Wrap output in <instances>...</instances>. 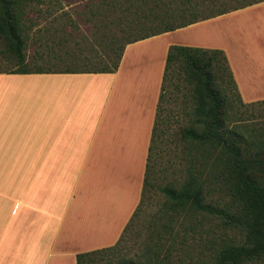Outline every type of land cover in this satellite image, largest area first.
<instances>
[{
    "label": "crops",
    "instance_id": "1",
    "mask_svg": "<svg viewBox=\"0 0 264 264\" xmlns=\"http://www.w3.org/2000/svg\"><path fill=\"white\" fill-rule=\"evenodd\" d=\"M221 51L264 100V1L124 47L113 73H0V264L113 246L140 197L170 46Z\"/></svg>",
    "mask_w": 264,
    "mask_h": 264
},
{
    "label": "trees",
    "instance_id": "2",
    "mask_svg": "<svg viewBox=\"0 0 264 264\" xmlns=\"http://www.w3.org/2000/svg\"><path fill=\"white\" fill-rule=\"evenodd\" d=\"M90 1L86 5V21L92 17L93 22L98 16L106 23L100 22L97 27H119L118 32L107 35L99 58L95 52L93 55V51L84 56L74 54L70 57L72 61L79 59L82 66L90 65L92 68L83 71L65 68L51 71L25 65L4 73H113L124 47L130 43L264 0H154L163 8L160 14L155 11L153 0ZM10 2L0 0V36L6 40L16 62L24 65L23 51L26 44L22 33L25 28V9L43 4L44 0H17L12 10H9ZM137 2L148 6L145 14L138 15L135 20V14L129 15V12L131 9L137 11L138 8L134 9ZM55 5L60 7L59 1ZM129 32L134 33L133 38ZM35 59L46 62L37 51L30 61L33 63ZM173 82L183 85L189 103L186 106L188 125L181 130L180 148L176 146L184 156L187 167L161 186L156 184L154 167L158 166L157 158L168 151L166 145L169 138L164 131L169 116L162 105L167 89ZM230 90L243 107H264V100L249 104L240 101L221 51L178 45L167 49L138 205L113 246L76 254L75 264H264V121L255 125L238 124L232 113ZM153 189L164 199L163 211L157 215L159 221H164L160 223L156 239L159 245L153 243L143 253L132 257H110L119 249L126 230L132 226L143 201L148 198L147 193ZM179 214L215 220L214 227L204 229H196L195 223L191 224L193 235L202 236L198 238L199 241L204 240L193 244L195 251L191 256V246L182 237L175 242L177 235L170 226L171 219ZM229 233H236L238 240L234 236L230 237ZM104 254L107 255L105 259Z\"/></svg>",
    "mask_w": 264,
    "mask_h": 264
},
{
    "label": "rangeland",
    "instance_id": "3",
    "mask_svg": "<svg viewBox=\"0 0 264 264\" xmlns=\"http://www.w3.org/2000/svg\"><path fill=\"white\" fill-rule=\"evenodd\" d=\"M10 1L9 10H12V6L18 2H16L17 0ZM58 1L60 7L55 5ZM89 1L90 0H44L43 4L27 7L23 20L25 28L22 33L26 44L23 51L26 64L19 65L16 62L8 50L6 40L0 36V73L14 71L25 65H29L31 68L38 66L43 69H50L51 71H60L64 68L83 71L92 68L90 65L82 66L79 59H74L72 61L70 57L74 54L84 56L93 51V55L95 52L99 58L103 52V45H105L103 43L107 42V35L112 36L115 34L114 32L119 31V27L116 25L112 27H97L96 25H99L100 22L104 25L106 23L105 20L102 18L99 19L98 16L97 19H93V22L91 21L92 17L89 21H86L85 18H87L86 16L88 15V7L86 5ZM152 3L157 6H155V11L160 14L162 12L160 10L163 8H160V4L154 0ZM146 6H148V4L144 5L137 2L134 7V9L138 8L137 11L131 9L129 15L134 13V19L137 20L138 15L142 16V14H145ZM46 11H48V13ZM93 23L95 27H92L94 26ZM133 25L134 24H132V27ZM129 33L132 34L133 38L134 33ZM135 36H137V34ZM36 51L43 60H46L47 55H49V59H47L46 62L35 59L32 63L30 58L34 56V52ZM51 57L56 58V60L53 61ZM168 88L169 90L167 89V91L169 93L167 92L165 94L164 104L162 105L166 109V115L169 116L164 131L165 135L169 138L166 145L168 151L165 153L166 155L157 158L158 166L154 167L156 171L155 177L157 178L156 184L161 186L171 181L172 177L177 176L187 167L185 166V160H183L184 156L178 150L182 144L180 140L181 130L188 125L186 106H188L189 103L187 100V92L183 85L178 82L171 83ZM229 93V95H232V113L235 115L238 124L255 125L264 121L263 106H256L253 109L245 108L240 104L238 99L234 97V92H232V90H230ZM162 147L164 146H161V148ZM169 148H172L171 150L175 149L176 151H170ZM147 197L148 198L143 201L141 210L134 219L132 226L126 230L119 244V249L109 255L110 257H116L118 255L132 257L133 255L143 253L144 249L152 246L153 243L159 245L156 239L158 238V233L161 228L160 223L162 224L164 221H159L157 215H160L161 211H163L162 204L164 199L156 189L148 192ZM194 223L197 226L196 229H204L211 226L214 227L215 220L205 216L179 214L175 215L170 223L173 232L177 235L175 242H177L178 238L182 237L185 238V242L191 246L189 251L190 256L193 254V251H195L193 244L204 241H199L198 239L202 238V236L193 235L191 229H194L191 224ZM189 225H191L190 229H188ZM216 235H218V232ZM229 236L236 237V240L239 238V236H236V233H229ZM164 243L167 244L165 241ZM175 247L178 248V246ZM187 248L186 246V249ZM104 255V259L107 258V255Z\"/></svg>",
    "mask_w": 264,
    "mask_h": 264
}]
</instances>
